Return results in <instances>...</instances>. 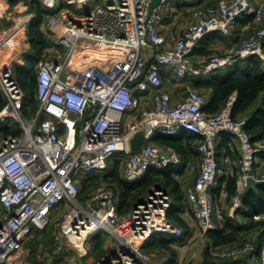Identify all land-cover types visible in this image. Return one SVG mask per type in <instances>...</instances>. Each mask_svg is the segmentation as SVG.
Returning <instances> with one entry per match:
<instances>
[{
	"label": "built area",
	"instance_id": "2783aa9c",
	"mask_svg": "<svg viewBox=\"0 0 264 264\" xmlns=\"http://www.w3.org/2000/svg\"><path fill=\"white\" fill-rule=\"evenodd\" d=\"M38 1L53 13L46 26L56 38L37 65L39 109L30 119L22 111L25 92L15 75L17 59L0 63V98L6 100L0 121L15 122L22 130L21 135L0 140V264H26L24 245L34 229L44 231L53 223L54 255L75 252L67 264H84L88 241L101 232L115 240L114 251L95 264H153L154 257L144 252L153 236H183V230L168 219L173 201L167 192L155 187L146 200L120 215L115 193L104 183L81 202L77 177L103 175L108 162L119 154L124 155L122 178L131 184L143 180L150 170L179 167L181 159L174 149L154 143L157 135L190 132L200 137V173L185 192L186 215L195 220L201 239L224 220L214 196L222 174L217 150L222 135L234 138L240 170L227 209L233 217L241 208L248 180L264 182V170L256 167L264 156V142H252L244 128L246 119L232 118L234 96L223 111L207 115L206 97L185 82L233 69L253 57L264 65V3L222 0L192 9L188 26L170 44L159 28L174 0H163L151 17L152 0H103L86 15L70 9L92 0ZM246 16L253 18L254 25L248 37L203 64L195 63L194 52L204 38L213 33L230 36L236 22ZM34 17L24 2L6 12L4 20L10 27L0 32V56L5 50L16 57L22 52L21 37ZM162 68L174 85L185 89L182 99L174 101L165 88ZM150 91L154 92L151 110L142 107L140 98ZM144 125L148 128L144 155H132L128 141ZM223 162L229 165L231 160L224 157ZM221 199H228L225 191ZM59 208L61 213L53 217ZM214 256L232 260L250 256L253 264H264V241L258 252L247 242L221 248ZM42 263L52 264L47 259Z\"/></svg>",
	"mask_w": 264,
	"mask_h": 264
},
{
	"label": "trees",
	"instance_id": "16d2710c",
	"mask_svg": "<svg viewBox=\"0 0 264 264\" xmlns=\"http://www.w3.org/2000/svg\"><path fill=\"white\" fill-rule=\"evenodd\" d=\"M7 2L9 3V11L17 4L24 2L29 7V11L35 15L21 37L20 46L22 52L17 56L15 64L16 78L25 92V101L22 109L23 115L25 118L30 119L33 115H36L39 109L36 82L37 65L39 61L44 59L47 50L52 46L48 34L43 30V26L47 22L48 17L53 15V13L46 11L38 0H7ZM214 4V0H200L196 4H193V2L185 3L184 5L176 3V7L180 11H185L184 13L186 14L185 8H189L188 11H190L197 7H209ZM237 23L241 29L244 26H250V28L254 26L251 16H246L238 20ZM9 27L10 24L8 22H0V32L8 30ZM230 36H224L221 33L208 35L199 43L194 52V57L207 56L209 58L215 55L212 51H207L206 46L210 45L209 43L203 45L209 37L226 42ZM242 62L246 63V70L244 71H231L233 68L215 72L208 78H191L188 86L206 97L207 103L204 107V112L207 115H215L223 111L234 96L235 99L231 109L232 118L234 120L246 119L244 128L252 138V142H264V65L260 59L255 57ZM162 75L164 80H166L169 77V72L165 68H162ZM5 105L6 100L4 97H1L0 111ZM134 119L139 121L141 117L136 115ZM21 134L22 130L19 124L15 122L3 123L0 121V140L11 135ZM199 141L200 137L190 132H182L178 136L157 135L154 139L156 145L174 149L181 159V165L184 164L185 166H192L193 161L197 159H200L201 162L200 154L197 151ZM235 143L231 135L224 134L220 137L217 150L220 166L223 156L234 155L236 158V149L233 152ZM122 158L119 156L114 157L111 168H109L108 162L107 169L103 175H87L79 180L80 201L84 202L87 200L93 191L104 183L114 191L117 211L120 215H124L146 200L155 187L165 190L173 201L168 219L175 227L183 230L182 239L157 234L147 243L144 252L152 256H163L162 258L166 256L170 260L167 264H176L181 254V247H184L191 237L186 215L189 203L186 198V192L183 190L182 183L179 180L184 173V169L180 168V165L179 167L163 171L150 170L143 180L131 184L122 178L124 166ZM239 170V167L234 166L232 174L220 176L218 180L217 188L214 190L216 202L217 204L219 202L228 203V205L224 211V220L221 222L219 228L209 232L202 239L204 248L201 254V264H239L244 258L250 259V256L237 260L214 256L217 250L224 247L241 246L247 242H251L255 246L256 252L261 250L264 241V220L258 221L256 218L259 216L264 217V184L246 190L243 195L241 208L233 217L228 216L227 209L230 206V198L236 191ZM223 191L228 194L226 201L221 199ZM61 211L62 208L56 210L53 213V217H57ZM38 231L40 233L38 235L44 233L43 240L37 237L34 245L37 246L40 241L44 242V245L49 247V254L56 257L54 255V239L57 232L55 223L44 231ZM257 232H260V235L257 240L258 242L254 243L250 241L249 237L251 234ZM109 238L111 236L104 232L93 236L88 241V258H93L95 262H98L104 256H109L111 251L105 247ZM60 261L57 259L55 262L61 264Z\"/></svg>",
	"mask_w": 264,
	"mask_h": 264
},
{
	"label": "crops",
	"instance_id": "0c3cea01",
	"mask_svg": "<svg viewBox=\"0 0 264 264\" xmlns=\"http://www.w3.org/2000/svg\"><path fill=\"white\" fill-rule=\"evenodd\" d=\"M2 1L4 2V0H2ZM199 1L200 0H193V4H196ZM220 1H222V0H214V2H215L214 5H217ZM176 3H178L179 5H184L185 4V2H182L180 0H174L172 10L170 11V13L167 16V18L165 19V21L163 22L162 26L159 28V33L162 34V35L167 36L169 38V43L170 44H174L176 39L179 38L182 35V33L184 32V30L186 29V27L188 26V24L190 22V11H187V14H185L183 11H180L178 7H176ZM253 3H254L255 6H257L258 4L264 3V0H253ZM1 21H5L4 17L0 20V22ZM43 30H44L45 33L48 34L49 40H50L51 44H53V42H54V40L56 38V35H54L53 33H51L47 29L46 23L43 26ZM250 31L252 33V31H253L252 27L250 28V26H244L241 29L239 27L238 23L236 22V24L234 25V27L232 29L231 36L228 38V40L226 42H222V41H218V40H215V39H211L209 37L206 40V42L203 43V45L204 44L207 45L209 43L210 45L206 46L208 52L212 51V53H215V54H222V53H224L227 50V48L230 45L238 44L243 39L248 37V35L251 34ZM14 48H18V46L14 47ZM20 48H21V46H20ZM204 48H205V46H204ZM13 58L17 59L16 55H14V53H12L9 50H5V51H3V54L0 56V63L8 62V61L12 60ZM207 59H208L207 56H195L194 57V61H195V63L197 65L198 64H203ZM235 70H242V71L246 70V63H243L242 61L238 62L237 65L234 67V69L231 70V71H235ZM164 83H165V88L169 92H171V94H172V96L174 98V101L180 100V99H182L184 97L185 89L174 85L171 82V80L169 79V77L166 79V82L164 80ZM180 90H182V91L180 92ZM153 93H154L153 91H150L148 93L140 95L143 108L149 109V110H151L153 108ZM234 145H235V147L233 149V152L236 149V153H237L236 157L239 159L240 158V152H239V149H238L237 142ZM227 157H229L230 160L232 158V160L234 162V160H235V156L234 155L233 156H227ZM223 159H224V156L221 158V168H222L221 177L227 175L228 170H229V166L232 163V161H231V163L229 165H225L224 162H223ZM256 167L258 169L264 170V156H261L258 159ZM180 168L184 169V173L179 178V180L182 183L183 190L186 191L187 187L192 186L195 183V181L198 178V176H199V173H200V159L194 160L192 166H190V165L185 166L184 164H182L180 166ZM187 223L190 226V231L189 232H193L191 234L193 236V238H190L189 241H187L185 243V245H186L189 242L187 244L188 247H189L192 244V242L193 243L194 242H199L201 240V238H200L199 229H198V227L196 225L195 220L193 218H191L190 216H187ZM259 235H260V232H257L255 234H251L249 239L252 242L257 243ZM113 241H115V240L111 237V238H109L107 240V242L105 244V247H107L108 250H110V251L114 249V244L115 243L112 244ZM201 242L203 243V241H201ZM201 247L204 248V245L201 246ZM182 249H184V247H181L180 251H182ZM202 251L200 252V257H201ZM196 255L197 254H194L193 257H195ZM180 258H181V254H180L179 260L177 261V264L180 263ZM162 259H167L166 263H164V264H167L168 262H170V260L166 256L164 258H162ZM89 260H90L89 264H93V263L95 264L96 263L93 258H89ZM200 262H202V258H201ZM239 264H253V262H252L251 258L250 259L249 258H244V259L241 260V262H239Z\"/></svg>",
	"mask_w": 264,
	"mask_h": 264
},
{
	"label": "rangeland",
	"instance_id": "374dc122",
	"mask_svg": "<svg viewBox=\"0 0 264 264\" xmlns=\"http://www.w3.org/2000/svg\"><path fill=\"white\" fill-rule=\"evenodd\" d=\"M0 1H1L0 2V20H1L4 17V15L6 14V12L9 11V7H8L9 3L7 2V0H4V2L2 0H0ZM103 3H104L103 0H99V1L98 0H92L85 7L81 8V7H78V6H72L70 10L74 14L86 15V14L94 11L98 7V5H101ZM172 8H173V3H171L169 5V9L172 10ZM185 9H186V12H187L189 8H185ZM2 53H3V51H2ZM190 80H191V78L187 79V81L185 83H187V85H189V81ZM165 82H166V80H165ZM181 91L182 90H180V92ZM117 156H119L120 158L124 157L123 154H119ZM113 161H114V158L109 161V168L112 167ZM231 161H232V163L229 166V170H228L227 175L232 174L234 166L239 167L240 158L238 159L236 157L234 162H233V160L231 158ZM83 176L84 175H79L77 177V179L81 180L83 178ZM85 176H87V175H85ZM227 205H228V203H221V202L218 203V207L220 209H222L223 212L225 211ZM190 233L192 234L193 232H190ZM38 234H40L39 231L34 229V233L31 235L29 241L24 245V250L26 252V255H25V258H24V262L26 264H43L42 260L44 261L46 259L50 260V262L52 264H58V262H55L57 259L61 260L60 261L61 264H67L68 263V258L71 257V256H75V252L71 250V251H68V252H66L64 254L56 255V257H53L51 255L52 260H51V258L48 259L49 247H46L44 245V242H42V241H40L37 246L34 245L35 244V240L37 239V237H39L41 240H43L44 233L41 234V235H38ZM190 238H193V236L191 235ZM201 241H203V240L201 239L199 242H194V243L192 242V244L189 247L187 245L189 242L186 245H184V249L185 250L182 249V251H181V258H180V263L179 264H200L201 263L200 262L201 261L200 252L203 250V247H201V246L204 245V242L202 243ZM113 243H115V241H113L112 244ZM112 251H114V249L111 250V253H112ZM46 254H47V256H46ZM194 254H197V255L195 257H193ZM106 257H109V256H104L102 259H104ZM153 257H154L153 264H164V263H166L167 259H162L163 256H158V255L155 256L154 255ZM89 261L90 260H89L88 257L83 259L84 264H89Z\"/></svg>",
	"mask_w": 264,
	"mask_h": 264
},
{
	"label": "water",
	"instance_id": "95a60500",
	"mask_svg": "<svg viewBox=\"0 0 264 264\" xmlns=\"http://www.w3.org/2000/svg\"><path fill=\"white\" fill-rule=\"evenodd\" d=\"M163 2V0H152L150 10H149V17L152 16L154 11L160 6V4ZM148 134V128L147 126H141L129 139L128 141V150L129 153L136 156H143L144 155V145H145V138ZM264 182L262 181H256L253 178H250L247 182V189L262 185Z\"/></svg>",
	"mask_w": 264,
	"mask_h": 264
}]
</instances>
